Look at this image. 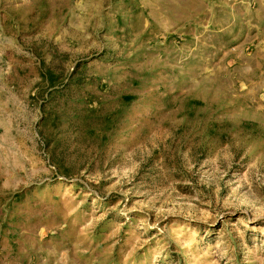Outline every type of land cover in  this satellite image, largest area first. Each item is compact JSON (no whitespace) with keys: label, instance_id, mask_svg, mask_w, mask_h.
Segmentation results:
<instances>
[{"label":"rangeland","instance_id":"obj_1","mask_svg":"<svg viewBox=\"0 0 264 264\" xmlns=\"http://www.w3.org/2000/svg\"><path fill=\"white\" fill-rule=\"evenodd\" d=\"M0 264H264V0H0Z\"/></svg>","mask_w":264,"mask_h":264}]
</instances>
